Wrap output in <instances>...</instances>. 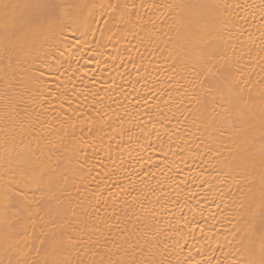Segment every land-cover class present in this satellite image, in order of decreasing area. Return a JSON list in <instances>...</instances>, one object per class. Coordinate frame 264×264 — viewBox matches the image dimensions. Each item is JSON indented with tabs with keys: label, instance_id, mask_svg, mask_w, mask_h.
Here are the masks:
<instances>
[{
	"label": "snow or ice",
	"instance_id": "6c2138e0",
	"mask_svg": "<svg viewBox=\"0 0 264 264\" xmlns=\"http://www.w3.org/2000/svg\"><path fill=\"white\" fill-rule=\"evenodd\" d=\"M0 264H264V0H0Z\"/></svg>",
	"mask_w": 264,
	"mask_h": 264
},
{
	"label": "bare ground",
	"instance_id": "6f19581e",
	"mask_svg": "<svg viewBox=\"0 0 264 264\" xmlns=\"http://www.w3.org/2000/svg\"><path fill=\"white\" fill-rule=\"evenodd\" d=\"M90 67H95V65H92V66H90ZM189 163H191V161H189ZM181 167H184L183 165H181Z\"/></svg>",
	"mask_w": 264,
	"mask_h": 264
}]
</instances>
